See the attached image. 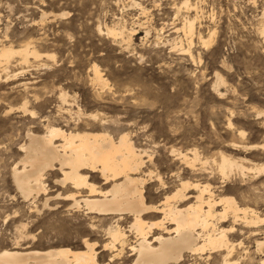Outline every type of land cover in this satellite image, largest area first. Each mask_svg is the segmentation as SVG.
<instances>
[{
	"label": "rangeland",
	"instance_id": "1",
	"mask_svg": "<svg viewBox=\"0 0 264 264\" xmlns=\"http://www.w3.org/2000/svg\"><path fill=\"white\" fill-rule=\"evenodd\" d=\"M184 3L0 0V46L29 44L42 55L30 54L25 60L17 53L0 62V250L83 249L88 239L96 242L99 261L110 262L112 250L104 244L110 240L109 226L118 219L129 232V242L135 241L128 231V214L110 217L83 204L76 210L65 197L77 189L60 182L63 174L57 163V169L45 171L46 191L23 196L12 167H22V146L29 142V133L44 134L50 124L65 130H104L116 140L128 132L142 151L144 163L136 175L147 177L150 204H160L183 180L191 179L210 182L217 196L233 195L242 206L264 214V171L243 175L234 170L224 182L216 163L224 153L248 167L264 165V113L258 115L264 111V0H190V7H182ZM188 19L194 21L191 35L185 28ZM110 28L118 34L109 35ZM94 65L105 84L94 79ZM250 144L259 147L251 149ZM88 172L89 181L109 187L98 172ZM152 172L167 187L152 179ZM80 191L87 193L86 188ZM196 192L193 185L186 191ZM161 215L151 212L145 217L155 220ZM220 224L233 223L230 219ZM234 225L229 237L235 247L229 259L234 264H264V247L257 245L264 240V224ZM124 249L111 264H131L135 256L128 246ZM208 250L184 255L202 258L203 264H223L226 249Z\"/></svg>",
	"mask_w": 264,
	"mask_h": 264
},
{
	"label": "bare ground",
	"instance_id": "2",
	"mask_svg": "<svg viewBox=\"0 0 264 264\" xmlns=\"http://www.w3.org/2000/svg\"><path fill=\"white\" fill-rule=\"evenodd\" d=\"M62 14H67V12H62ZM193 24L194 21L188 19L185 26L190 35L193 31ZM108 31L114 35L119 32L116 28H110ZM204 43H208V40L205 39ZM28 45L22 48L1 45L0 62L9 61L17 53L22 54L25 60H28L30 54L42 56L41 53H38L39 51L31 50ZM46 56L48 57V55ZM94 69V79L98 83L105 84L104 82L107 80L102 76L98 66L94 65ZM219 78L222 80L221 77ZM216 89L219 90V88ZM260 113L263 114L264 111H259L258 115ZM46 128L44 134L29 133V142L22 146L25 152L22 153L24 154V158L21 160L22 165L20 164L22 167H12L14 181L16 180V185L22 190L24 197L46 191L45 171L48 168H56L57 163L58 169L63 174L60 182L63 184L70 182L77 189L69 192L65 197L73 201V207H81L83 204L86 209L103 215L114 214L120 218H123V214L131 216L127 226L128 231L135 236L133 242H129V232H126L125 228L119 224V219L116 224L108 225L109 228L106 226L108 232L111 230L114 233V238L109 235L110 240L108 238L109 241L107 240L108 242L105 243L111 244V247H106L109 251L112 250L109 255L111 261H115L114 258L123 253V250H126L124 247L128 246L132 252L131 255L135 256L131 264H169L170 262L176 264L181 262L178 257H184L185 252L203 253L207 249H226L227 253L221 255L223 264H234L236 261L229 259L235 247V243L229 237V233L236 230L234 224H243L247 227L258 226L260 223L264 224V214H261L257 208L242 206L233 195L222 194L217 196L210 182L197 183L196 181L194 183L189 181L191 179H182L179 187L170 193L167 192L168 194L166 193L167 195L160 204L148 203L145 190L146 178L136 175L141 171L144 163L142 151L136 147L128 132L121 133L116 140L114 136L104 130H65L58 126H51V124ZM56 138H61L60 143L55 141ZM258 147L256 144L249 145L251 149ZM196 152L194 159L197 160L199 154ZM185 157L187 156L185 155ZM216 163L224 182L230 178L231 174H234V170L243 175L248 170L259 173L264 171L263 164L248 167L243 162H239L238 159L224 153L221 155L220 161H216ZM85 169L90 172H98L105 183H110L109 187L101 188L89 181V172L84 171ZM191 185L197 190L194 195L186 193ZM80 188H86L87 193L82 195ZM79 196L81 197L79 198ZM191 197L194 198L193 201L189 200ZM182 201H186V203L181 205L180 202ZM43 205L45 204L43 203ZM68 206L70 207V205ZM218 207L221 208L218 209ZM151 212L162 215L155 220L146 219V214ZM230 219L233 224L229 226L220 224ZM23 223L21 222V224ZM90 225L94 227L92 223ZM82 244H84L83 249H74L71 246L51 247L44 250H20L16 249L17 246L11 249L4 248L0 250V264H111V261L105 263L99 261L98 250L95 248L96 242L85 239ZM239 244H241V239ZM257 245L260 248L264 247V240H258Z\"/></svg>",
	"mask_w": 264,
	"mask_h": 264
},
{
	"label": "snow or ice",
	"instance_id": "3",
	"mask_svg": "<svg viewBox=\"0 0 264 264\" xmlns=\"http://www.w3.org/2000/svg\"><path fill=\"white\" fill-rule=\"evenodd\" d=\"M139 6H140V5H136V7H139ZM190 6H191V5H190V0H185L184 5H182V7H190ZM153 7H159V5H158V4H155V5H153ZM173 7H175V5H173ZM102 35H103V33H102ZM109 35H111V33H109ZM33 115H35V113H33ZM130 131H132V130L130 129ZM141 131H144V130L141 129ZM134 134H135V133H134ZM122 139H124V138H122ZM143 155H147V154H143ZM172 155H173V156H176V152H175V150H173ZM168 163H171V161H169ZM161 167H162V169H163V168H164V164H162ZM169 171H170V169H169ZM165 175H167V173H165ZM150 176H151L152 179H159V180H160V185H161V187H167V185L164 184V180L161 179L159 176H157L156 172H152V173L150 174ZM146 178H147V177H146ZM173 178H175V174H174V173H173ZM169 190H170V189H169ZM83 234H87V233H83ZM108 235H111V236H113V238H114V233H113L111 230H109ZM104 246H105V247H111V244H105ZM178 259L181 260L182 264H203L202 258H201L200 260H197V259L195 258V256H193V257H191V258H189V257H187V256H185V257H178ZM210 264H211V262H210Z\"/></svg>",
	"mask_w": 264,
	"mask_h": 264
}]
</instances>
